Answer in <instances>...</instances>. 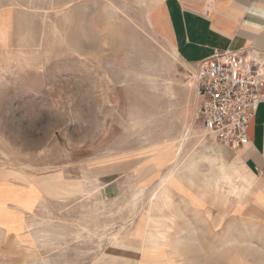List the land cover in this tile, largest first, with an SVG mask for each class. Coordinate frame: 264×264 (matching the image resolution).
Masks as SVG:
<instances>
[{"label":"rangeland","instance_id":"rangeland-1","mask_svg":"<svg viewBox=\"0 0 264 264\" xmlns=\"http://www.w3.org/2000/svg\"><path fill=\"white\" fill-rule=\"evenodd\" d=\"M0 16V194L12 187L30 208L13 239L0 231V264H116L137 215L170 188L213 193L180 179L217 144L196 119L191 68L144 2L0 0ZM182 139L172 162L143 156L171 157ZM209 172L198 164L199 179ZM221 235L216 262L264 264L263 226L238 219Z\"/></svg>","mask_w":264,"mask_h":264},{"label":"crops","instance_id":"crops-1","mask_svg":"<svg viewBox=\"0 0 264 264\" xmlns=\"http://www.w3.org/2000/svg\"><path fill=\"white\" fill-rule=\"evenodd\" d=\"M140 1L153 33L175 50L184 65L191 67L216 49L264 54V0ZM248 135L249 143L242 147L205 143V153L190 156L180 169V179L199 188L211 185L213 193L170 188L172 200L151 203L149 208L157 212L137 215L123 236V257L141 264H220L216 259L223 225L245 219L264 227V104L258 106ZM201 162L210 167L206 182L196 173ZM3 190L0 231L13 239L16 218L25 217L30 208L24 206L25 195L15 194L12 187ZM236 191H241L238 196Z\"/></svg>","mask_w":264,"mask_h":264},{"label":"built area","instance_id":"built-area-1","mask_svg":"<svg viewBox=\"0 0 264 264\" xmlns=\"http://www.w3.org/2000/svg\"><path fill=\"white\" fill-rule=\"evenodd\" d=\"M195 116L217 145L236 149L249 143V125L264 104V54L213 50L190 67Z\"/></svg>","mask_w":264,"mask_h":264},{"label":"bare ground","instance_id":"bare-ground-1","mask_svg":"<svg viewBox=\"0 0 264 264\" xmlns=\"http://www.w3.org/2000/svg\"><path fill=\"white\" fill-rule=\"evenodd\" d=\"M15 17H17L16 15H15ZM3 21V24H5V22L6 21H4L3 20V17L2 16H0V21ZM18 21V20H17ZM0 33L1 34H3L4 33V29H2V30H0ZM185 141V139H182V141H181V143L179 144V147H178V149L176 150V152L171 156V157H169V152H165V153H163V154H161V155H158V152L160 151V148L159 147H152L151 149H149L148 151H146V152H144L143 153V156H145V158L146 159H154L157 163H159L160 165H163V164H166L167 162H172V161H174V160H176L177 159V157L179 156V153H180V147H181V144L183 143ZM165 151V150H164ZM227 181H228V183L230 182L229 181V179H226ZM165 183H166V179H163V181H162V183H161V185L164 187V185H165ZM234 192V191H233ZM241 191H236L234 194H235V196H238L239 195V193H240ZM241 195V194H240ZM165 199H166V201H169L168 200V197L167 196H163ZM161 197L160 196H158V195H155L154 196V199H160ZM146 229V228H145ZM152 233V232H151ZM153 233H155V232H153ZM167 234V233H166ZM31 235V234H30ZM156 235V234H155ZM162 236H163V234H161ZM146 236V235H145ZM162 236H161V238H162ZM164 236H166V235H164ZM164 236H163V238H164ZM167 236H168V234H167ZM33 237V236H32ZM151 237V236H150ZM155 237H159V235L158 236H155ZM35 238L36 237H34L33 239L35 240ZM160 238V237H159ZM166 238L167 237H165V240H166ZM146 239V238H145ZM150 239H152V238H150ZM114 240V239H113ZM153 240V239H152ZM162 240V239H161ZM146 241V240H145ZM164 241V240H163ZM35 242V241H34ZM144 242V241H143ZM148 242V241H147ZM166 242V241H165ZM159 243H160V241H159ZM159 243H157V244H159ZM162 244H163V242H161ZM114 244V243H113ZM150 244H154V245H156L155 244V242H151ZM169 245V244H168ZM167 246V245H166ZM119 248V247H118ZM167 248V247H166ZM125 257H127V256H125ZM125 257H123L121 260H119L116 264H141V262H138L137 263V261L134 263V261L132 260V259H130V258H125Z\"/></svg>","mask_w":264,"mask_h":264}]
</instances>
